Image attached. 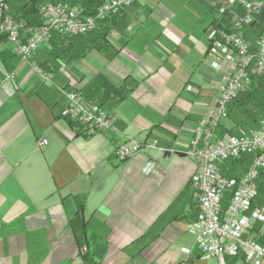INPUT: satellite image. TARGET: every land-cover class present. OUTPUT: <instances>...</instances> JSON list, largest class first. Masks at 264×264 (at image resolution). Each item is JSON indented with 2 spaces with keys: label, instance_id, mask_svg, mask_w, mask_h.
<instances>
[{
  "label": "crops",
  "instance_id": "crops-1",
  "mask_svg": "<svg viewBox=\"0 0 264 264\" xmlns=\"http://www.w3.org/2000/svg\"><path fill=\"white\" fill-rule=\"evenodd\" d=\"M0 2L29 25L41 23L43 2L81 8ZM227 2L137 0L91 33L55 36L33 55L50 81L0 34V264H248L241 254H202L187 228L201 215L190 142L235 66L214 26ZM68 90L104 106L110 128L88 134L65 117ZM129 138L141 146L120 159ZM252 204L264 215L262 190ZM251 236L264 245L263 222Z\"/></svg>",
  "mask_w": 264,
  "mask_h": 264
},
{
  "label": "built area",
  "instance_id": "built-area-1",
  "mask_svg": "<svg viewBox=\"0 0 264 264\" xmlns=\"http://www.w3.org/2000/svg\"><path fill=\"white\" fill-rule=\"evenodd\" d=\"M135 1L101 0L91 15L67 4L43 2L38 5L41 16L38 25H29L5 13L4 3L0 2V34L5 37L10 52L28 63L41 81H50L52 74L33 60L40 46L55 36L85 35L95 31L112 13ZM233 4L241 11L229 9ZM227 9L232 28L220 30L219 38L235 52V66L233 71L221 76L216 87L215 106L207 118L198 121L190 142L189 154L196 162L191 184L201 215L198 220L187 222V228L194 233L195 245L202 254H241L248 264H259L264 258V245L257 243L251 233L254 222L264 223V215L252 203L257 195L259 173L264 170V116L257 129L245 134L224 132L218 135L217 129L226 116L229 103L249 89L255 76L264 75V32L252 47L240 31L264 10V0H229L227 5L219 7V12L223 14ZM64 96L66 106L62 114L83 125L88 134L110 128L111 119L104 106L86 100L75 90L65 91ZM44 144L46 139L38 140L39 146ZM155 145V140L147 144ZM140 146L139 141L129 138L117 146L115 154L120 159H127ZM244 152L254 153L248 168L238 179L226 176L223 172L225 162Z\"/></svg>",
  "mask_w": 264,
  "mask_h": 264
},
{
  "label": "trees",
  "instance_id": "trees-1",
  "mask_svg": "<svg viewBox=\"0 0 264 264\" xmlns=\"http://www.w3.org/2000/svg\"><path fill=\"white\" fill-rule=\"evenodd\" d=\"M101 0H75L72 5L80 6L81 10L86 15H91L94 13L96 7L99 5ZM228 3V2H227ZM229 9H235L236 11H241V8L237 4L230 5ZM227 9L222 14V19L215 23V27L217 29L229 30L232 28L230 23V11ZM214 24V23H212ZM243 36L245 38L252 37L255 34L259 37L264 32V10L260 13V15L248 25L242 26L240 29ZM93 32V31H92ZM91 33V32H90ZM78 35L70 36L69 39L76 38ZM79 37V36H78ZM253 38V37H252ZM1 39V38H0ZM253 106L255 110H257V115H255L254 111L250 108ZM234 111L237 113L239 118V122L241 125L245 127V130H255L259 127L260 120L257 121L258 117L260 118L264 113V75L255 76L253 78V82L249 89L244 93H241L238 97L232 100L227 108V112L225 118H229V112ZM224 119V118H223ZM234 121V119H232ZM257 122L258 124L251 126ZM231 129L227 128L223 123V120L220 121L218 126V134L221 135L224 132H232ZM245 134V133H244ZM254 157L253 152H244L241 155L228 159L223 165V172L226 176L238 179L243 172L248 168ZM261 179V180H260ZM260 180V181H259ZM263 183H264V171L259 173L258 178V194L263 191ZM257 194V195H258Z\"/></svg>",
  "mask_w": 264,
  "mask_h": 264
},
{
  "label": "rangeland",
  "instance_id": "rangeland-1",
  "mask_svg": "<svg viewBox=\"0 0 264 264\" xmlns=\"http://www.w3.org/2000/svg\"><path fill=\"white\" fill-rule=\"evenodd\" d=\"M252 39H254V41H251V42H249L250 43V45L252 46V47H255V44H256V40H257V36L255 35V34H253L252 35ZM247 40V39H246ZM250 108L252 109V111H254V113H255V115H257L258 113H257V110H255V108H253V106H250ZM228 113V112H227ZM264 116V113L262 114V116L259 118L258 117V119H257V121L258 120H261V118ZM229 118H230V120L232 121V119H234V121H232L231 123H233V124H235V126L232 128V132H227V133H229L230 135H240V134H244V133H248L249 131H251L250 129H247V130H245V127L243 126V125H241L240 124V122L238 121L239 120V118H238V116H237V113L236 112H234V111H230L229 112ZM258 124L257 122H254V124H252L251 126H254V125H256V124ZM217 134H218V132H217ZM261 180V179H260ZM259 180V181H260ZM257 183H258V181H257ZM257 186H258V184H257ZM263 186H264V183H263ZM257 194H258V187H257ZM262 195L264 196V188H263V191H262ZM257 196V195H256ZM254 206V205H253Z\"/></svg>",
  "mask_w": 264,
  "mask_h": 264
}]
</instances>
